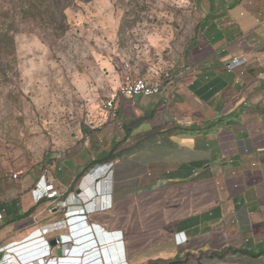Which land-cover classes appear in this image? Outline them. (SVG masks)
<instances>
[{
  "label": "crops",
  "instance_id": "0c3cea01",
  "mask_svg": "<svg viewBox=\"0 0 264 264\" xmlns=\"http://www.w3.org/2000/svg\"><path fill=\"white\" fill-rule=\"evenodd\" d=\"M197 9L176 61L131 66L147 83L167 74L162 95L118 100L116 118L107 113L70 151L68 170L49 173L56 203L31 195L42 172L0 196V246L18 247L0 264H37L42 250L21 245L38 230L47 233L30 239L42 236L57 264H77L63 258L75 243L55 240L69 234L66 213L81 210L99 250L103 232L122 234V251L102 243L111 264H264V0H198ZM108 163L110 192L94 197L91 171Z\"/></svg>",
  "mask_w": 264,
  "mask_h": 264
},
{
  "label": "rangeland",
  "instance_id": "374dc122",
  "mask_svg": "<svg viewBox=\"0 0 264 264\" xmlns=\"http://www.w3.org/2000/svg\"><path fill=\"white\" fill-rule=\"evenodd\" d=\"M0 0V196L27 176L68 170V154L105 124L125 63L160 71L193 37L198 0H92L65 10L63 32ZM13 26V27H12ZM15 180V181H13Z\"/></svg>",
  "mask_w": 264,
  "mask_h": 264
},
{
  "label": "built area",
  "instance_id": "2783aa9c",
  "mask_svg": "<svg viewBox=\"0 0 264 264\" xmlns=\"http://www.w3.org/2000/svg\"><path fill=\"white\" fill-rule=\"evenodd\" d=\"M238 59L234 58L231 62V66H228L229 71L234 70L233 63H236ZM240 66V65H239ZM237 68V67H236ZM240 74H243L242 72ZM169 76L167 74H160L158 78L152 82L147 83L143 80L136 72L133 71L130 64L125 63L121 75V81L118 87L109 95L107 101L104 104L105 110L109 113L110 118L115 119V109H116V102L120 99H132L136 96H143V97H155L160 96L163 93V89L166 85L170 82L168 81ZM170 85V84H169ZM111 167L112 163L103 164L100 166H95L90 174L93 182H96L97 189L93 190L94 197L105 196L108 195L110 192L108 189V183L110 182L111 177ZM25 173L23 171L16 172L11 176L12 179H18L23 176ZM93 185V189L94 186ZM103 186V189H102ZM31 195L35 201V203H40L43 200H47L50 204L56 203V201L62 196L61 190L58 187L56 181L52 178H49L48 171L44 170L39 177L37 183L35 184L34 188L31 190ZM80 195V194H79ZM5 210L0 203V222L4 219ZM81 214L77 215L76 218H68V214L66 213L65 217V225L68 227V236H59L58 239L55 240L57 245H65L69 243L68 241H72L75 245L70 249H64L65 256L64 259H73L78 262L77 264H111L109 258L106 257L105 250L102 246V243L109 242L111 240H116V246L119 247V250L122 251V234L120 232H113V233H104L106 237L105 241L99 239V243L101 244L100 247H97V242L92 240L94 237L93 229L95 230L97 236H99V229L94 226L88 227L86 226V215L84 214L85 211L81 210ZM73 223V224H72ZM35 232V233H34ZM46 230H38L32 231L27 235L24 240V243L21 246H29L31 248H39L42 250V255L39 256L35 261L37 264H57L61 262V258H57L56 256L52 255V249L50 248L47 241L44 238L38 237L34 239H30V237L35 235H42L46 234ZM80 235V236H79ZM180 234H177V236ZM89 240V241H88ZM87 241V242H85ZM186 238L179 242V244L184 243ZM85 242V243H83ZM17 246V245H16ZM12 243L7 244L4 246H0V252H7L13 251L16 254L18 253L17 248ZM20 246V247H21ZM89 249V250H88ZM28 250V249H27ZM25 251V250H23ZM32 250L31 252H34ZM37 252V251H36ZM101 252L104 258L101 257ZM122 256V255H121ZM21 257V256H20ZM23 257V256H22ZM118 264H126L124 262V258L121 257V260Z\"/></svg>",
  "mask_w": 264,
  "mask_h": 264
},
{
  "label": "trees",
  "instance_id": "16d2710c",
  "mask_svg": "<svg viewBox=\"0 0 264 264\" xmlns=\"http://www.w3.org/2000/svg\"><path fill=\"white\" fill-rule=\"evenodd\" d=\"M14 1L17 2L20 19H32L39 29L63 32L66 28L65 10L77 2L86 4L92 0H8L5 3L13 8ZM9 29L0 31V53L4 47H9L13 43V36L10 35L12 32Z\"/></svg>",
  "mask_w": 264,
  "mask_h": 264
},
{
  "label": "water",
  "instance_id": "95a60500",
  "mask_svg": "<svg viewBox=\"0 0 264 264\" xmlns=\"http://www.w3.org/2000/svg\"><path fill=\"white\" fill-rule=\"evenodd\" d=\"M97 244V243H96Z\"/></svg>",
  "mask_w": 264,
  "mask_h": 264
}]
</instances>
